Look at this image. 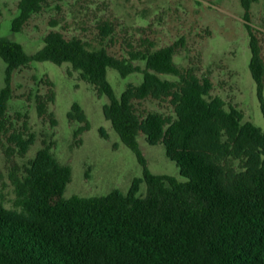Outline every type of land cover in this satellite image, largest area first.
<instances>
[{
    "label": "trees",
    "instance_id": "obj_1",
    "mask_svg": "<svg viewBox=\"0 0 264 264\" xmlns=\"http://www.w3.org/2000/svg\"><path fill=\"white\" fill-rule=\"evenodd\" d=\"M239 1L264 117L263 50L250 26L251 10L260 0ZM47 3L20 0L12 33H21ZM113 34V26L103 23L101 45L92 48L52 30L33 55L20 43L0 38V57L7 65L0 93V149L16 196L13 208L0 204V264H264V130L213 96L210 77H200L193 67H178L181 41L160 49L152 42L145 48L130 46L118 58L103 45ZM43 62L69 64V75L78 73L108 98L106 120L143 167V179L134 180L127 193L67 199L72 170L55 156V142L44 140L34 158L26 160L36 135L9 134L6 113L13 75ZM111 69L123 79L141 75L142 82L128 84L118 98L108 79ZM36 100L43 116L54 95H37ZM146 100L168 102L172 111L140 112L138 104ZM49 117L56 126L54 114ZM69 119L85 124L77 134L89 129L79 104L73 105ZM140 135L150 146L165 147L182 179L150 171ZM143 184L146 194H141Z\"/></svg>",
    "mask_w": 264,
    "mask_h": 264
},
{
    "label": "rangeland",
    "instance_id": "obj_2",
    "mask_svg": "<svg viewBox=\"0 0 264 264\" xmlns=\"http://www.w3.org/2000/svg\"><path fill=\"white\" fill-rule=\"evenodd\" d=\"M19 2L0 0V38L20 43L27 54L41 50L44 38L52 30L62 32L67 39L78 37L97 48L101 45L99 27L105 22L113 26L114 34L103 45L118 58L125 57L130 46L145 48L152 42L155 49H160L181 41L175 57L178 67H193L200 77H210L213 96L237 107L244 113L245 122L264 130V117L249 68L251 51L239 0H48L41 14L34 16L21 33L14 34L12 20ZM53 22L57 24L54 29ZM250 26L260 40L264 57V0L253 6ZM6 68L0 57V93L6 84ZM70 71L69 64L57 66L51 62L33 63L17 71L12 78L6 113L7 130L9 134L28 131L36 135V144L26 160L34 158L44 140L55 142V156L72 170L65 198L102 197L114 190L127 193L134 180L143 179V167L106 120L104 106L108 98L82 81L78 73L69 75ZM108 79L118 98L128 84L142 82L141 75L123 79L112 69ZM37 95H54L48 114L40 115ZM76 103L89 123V129L81 134L77 133L85 124L69 119ZM138 110L169 114L172 107L168 102L146 100L138 104ZM49 113L54 114L56 126L52 125ZM139 143L153 174L182 179L179 167L168 159L163 145L150 146L143 135ZM8 171L0 149V204L13 208L16 196ZM146 191L143 184L141 194Z\"/></svg>",
    "mask_w": 264,
    "mask_h": 264
}]
</instances>
